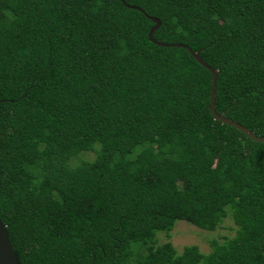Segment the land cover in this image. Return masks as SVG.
<instances>
[{
    "label": "trees",
    "instance_id": "1",
    "mask_svg": "<svg viewBox=\"0 0 264 264\" xmlns=\"http://www.w3.org/2000/svg\"><path fill=\"white\" fill-rule=\"evenodd\" d=\"M135 7L143 10L134 9ZM264 0H0V220L20 264H264ZM236 233L181 253L178 221Z\"/></svg>",
    "mask_w": 264,
    "mask_h": 264
},
{
    "label": "water",
    "instance_id": "2",
    "mask_svg": "<svg viewBox=\"0 0 264 264\" xmlns=\"http://www.w3.org/2000/svg\"><path fill=\"white\" fill-rule=\"evenodd\" d=\"M124 2V0H121ZM134 9H137L141 11L143 10L140 8L135 7ZM145 16L151 20L155 25L150 29L148 38L149 40L154 43L155 45L162 46V47H182L190 52V54L193 56V58L204 68H206L212 75V88H211V94H210V105L209 110L211 115L214 117L216 121H219L224 124H228L230 126L236 127L239 131L244 133L248 138L252 139L253 141L264 143V136L263 137H257L252 131L244 127L243 125L237 123L236 121H233L223 115H220L216 112L215 106H216V87H217V78H218V72L210 67L207 63L203 61V59L200 57V53H195L192 51V49L186 45L183 44H168V43H162L159 41H156L152 38L154 32L159 28L160 26V20L155 17H150L145 14ZM0 264H20L18 257L14 251V248L12 246L8 231L6 226L3 224V222L0 220Z\"/></svg>",
    "mask_w": 264,
    "mask_h": 264
},
{
    "label": "rangeland",
    "instance_id": "3",
    "mask_svg": "<svg viewBox=\"0 0 264 264\" xmlns=\"http://www.w3.org/2000/svg\"><path fill=\"white\" fill-rule=\"evenodd\" d=\"M236 227L229 217L213 232L199 229L185 221H178L169 235L158 233L159 243L171 242L179 253L188 245H196L200 251L207 254L211 251L213 241L223 242L225 238H232Z\"/></svg>",
    "mask_w": 264,
    "mask_h": 264
}]
</instances>
